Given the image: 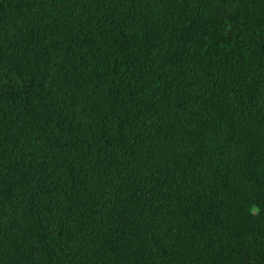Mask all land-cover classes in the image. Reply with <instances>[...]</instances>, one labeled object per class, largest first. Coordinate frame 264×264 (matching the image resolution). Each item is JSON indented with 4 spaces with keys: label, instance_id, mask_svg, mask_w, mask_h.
<instances>
[{
    "label": "trees",
    "instance_id": "trees-1",
    "mask_svg": "<svg viewBox=\"0 0 264 264\" xmlns=\"http://www.w3.org/2000/svg\"><path fill=\"white\" fill-rule=\"evenodd\" d=\"M0 264H264V0H0Z\"/></svg>",
    "mask_w": 264,
    "mask_h": 264
}]
</instances>
